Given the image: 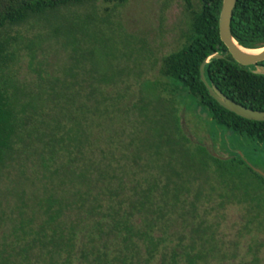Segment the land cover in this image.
<instances>
[{
  "label": "trees",
  "instance_id": "16d2710c",
  "mask_svg": "<svg viewBox=\"0 0 264 264\" xmlns=\"http://www.w3.org/2000/svg\"><path fill=\"white\" fill-rule=\"evenodd\" d=\"M87 1L0 0V173L7 164H30L23 182L5 189L0 264H230L231 243L218 234L224 192L263 200L264 178L192 141L179 113L199 108L213 141L219 126L263 143L264 122L221 107L200 66L222 54L204 65L205 80L263 112L264 75L235 63L221 42L222 0H181L188 30L161 59L157 78H123L107 62L102 38L79 49L71 27V63L62 74L40 77L33 89L18 86L19 47L7 30ZM230 27L241 47L262 48L264 0H237Z\"/></svg>",
  "mask_w": 264,
  "mask_h": 264
},
{
  "label": "rangeland",
  "instance_id": "374dc122",
  "mask_svg": "<svg viewBox=\"0 0 264 264\" xmlns=\"http://www.w3.org/2000/svg\"><path fill=\"white\" fill-rule=\"evenodd\" d=\"M71 27L79 49L102 38L108 53L107 62L120 71L123 78L129 77L140 84L157 78L161 59L182 46L188 16L181 0H128L121 6L88 0L80 6L64 7L47 12L43 17L31 18L7 30V35L16 38L19 47L13 74L18 86L33 89L40 77L62 74L63 68L71 63V47L67 45L65 31ZM179 117L192 141L197 139L219 157H236L264 173V142L219 126L215 127L218 141H213L215 136L209 132L211 125L201 119H205V115L199 108L181 110ZM29 174L30 164L25 160L7 164L2 169L0 211L6 209L10 200L5 189L20 185ZM222 187L218 183V204L224 192ZM224 193L229 199L225 200L226 208L218 210V234L231 243L228 247L233 254L230 264H264V199L254 193L245 198L228 190ZM249 219L253 224L248 230L244 223Z\"/></svg>",
  "mask_w": 264,
  "mask_h": 264
},
{
  "label": "water",
  "instance_id": "95a60500",
  "mask_svg": "<svg viewBox=\"0 0 264 264\" xmlns=\"http://www.w3.org/2000/svg\"><path fill=\"white\" fill-rule=\"evenodd\" d=\"M237 0H222L221 9L218 18V32L221 42L227 49L228 54L233 61L243 67H253V72L264 75V67L259 64L264 62V46L259 49L243 48L234 40L231 34V18ZM241 49L250 51L260 50L258 53H244ZM222 54H214L209 59H223ZM205 60L200 66V80L205 85L210 97H212L225 110L234 113L235 115L250 121L264 122V112L248 109L242 105L228 99L214 85L208 84L204 78L203 68L208 60ZM183 123V121H182ZM191 138V136L189 135ZM257 174L264 178V173L253 169Z\"/></svg>",
  "mask_w": 264,
  "mask_h": 264
},
{
  "label": "bare ground",
  "instance_id": "6f19581e",
  "mask_svg": "<svg viewBox=\"0 0 264 264\" xmlns=\"http://www.w3.org/2000/svg\"><path fill=\"white\" fill-rule=\"evenodd\" d=\"M244 53H249V54H255L258 53L260 50H255V51H250V50H246V49H241Z\"/></svg>",
  "mask_w": 264,
  "mask_h": 264
}]
</instances>
